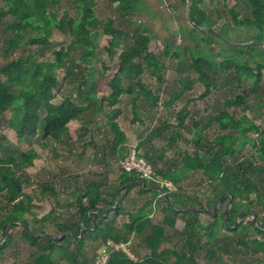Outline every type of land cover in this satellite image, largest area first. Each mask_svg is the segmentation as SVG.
Returning a JSON list of instances; mask_svg holds the SVG:
<instances>
[{
    "label": "trees",
    "instance_id": "obj_1",
    "mask_svg": "<svg viewBox=\"0 0 264 264\" xmlns=\"http://www.w3.org/2000/svg\"><path fill=\"white\" fill-rule=\"evenodd\" d=\"M111 1L117 4L122 15L138 17L140 0ZM203 2L191 0L188 9L192 23L199 27H202V18L208 19L201 8ZM73 5L75 15H70L68 11L59 15L60 0H0V25L5 29L3 37L0 36V54L6 57L4 63L0 60V120L6 111H11L8 124L16 132L19 141H31V138L40 136L44 143L52 141L69 146V142L78 136L83 138L92 134L91 123L95 117L90 113L102 112L104 103H107L113 108L107 114V125L112 137L104 149L94 142L88 145L98 151L102 160L113 156L119 161L129 154L126 146L128 137L118 122L122 115V110L117 107L121 96L132 95L137 86L136 97L132 100L135 111L133 122L140 121L136 105L139 97L142 96L151 108L161 105L160 96L141 81V76L148 71L161 86L164 84L162 71L165 66L151 45L155 41L156 46L163 47L167 57L179 58L180 64L184 62L181 61L184 47L179 45L176 46L177 50L170 51L167 40L162 41L153 32L140 33L139 24L133 20L135 29L131 34L115 27L109 17L103 25V33L109 38L107 53L112 58L116 49L121 48L122 51L117 64L106 65L99 71V79H103L106 92L109 93L107 97L99 99L93 68V62L98 59V32L93 28L100 23L95 11L96 0H73ZM240 7L246 14L245 20L240 19ZM228 11L237 26L256 31L258 36H251L247 40L255 41V44L243 46L246 48L241 52L245 53L244 60L233 56L220 65L214 60L188 55L190 67L196 72L204 92L197 98H188L172 121L162 123L137 144L136 149L144 150L143 159L153 167L156 178L173 186L161 187L122 168L120 179L113 185L86 179L83 180L84 184H79L81 177L75 176L61 181L60 193L57 186L45 184L40 191L41 199L50 202L49 199L53 198L60 209L70 210L73 205L76 206L75 214L66 222H61L62 216L55 214V208L50 204L52 208L44 216L34 214L30 209L33 199L23 194V186L29 181L26 179L23 182L22 178L35 165L37 152L32 149L20 153L8 151V154L0 155V195L5 204L4 209H0L1 214H5V218L0 221V253L13 243L8 234L9 229L20 228L24 241L34 249L33 264H54L57 258H70L72 264H90L85 249L90 239L101 240L103 244L108 240L126 243L135 234L142 238L148 249L145 258L141 262H134L124 253H115L109 264H199L197 257L201 252L207 261L215 264H222L226 254L260 255L259 263L264 264V239L258 238L264 235V125L255 123L248 115L237 118L229 110L233 107L246 110L253 106L247 101L248 95L243 93L227 99L223 103L225 109L211 116L203 127L194 124L193 128L199 129V134L197 139L192 140L193 151L179 153L182 166H177L171 159V163L164 161L167 152L173 151L183 140L181 132L188 129L186 122L193 108L198 105L208 110L206 99L212 89L217 87L215 77L220 71L227 75L228 83L240 89L245 85L246 93L257 100L253 106L257 116L261 115L260 109L264 108V0L235 1ZM56 29L69 32L73 43L67 47L55 46L51 36ZM191 36L183 35V39L191 43L187 50L193 45L200 46L193 42ZM127 39H130V43L123 45L121 41ZM75 45L81 46L79 57L64 69L79 83L57 103L55 89L60 86L58 69L70 63ZM253 47L258 50L257 54H252ZM47 52L54 56L52 61L46 58ZM124 80L127 86L123 85ZM180 84L178 92L162 104L165 108L174 107L183 94L193 87L189 77L180 80ZM87 85L89 88L84 89ZM260 89L262 93L259 94ZM74 122L80 124L79 130L71 128ZM214 123L221 133L211 141L205 140L204 131ZM246 146L250 147V151L245 156L242 151ZM0 147L15 150L10 143L2 140ZM83 154L84 151L80 155ZM190 172H202L212 187L213 195L209 203L213 201L214 205L209 209L197 197L193 200L180 193V175ZM136 181H145L146 186L125 188ZM136 187L140 188V194H153L154 197L135 210H123L127 194ZM63 193L67 196L65 203L59 201ZM166 195L173 203L168 201ZM190 199L196 205H188ZM230 203L232 207L225 217ZM238 203L245 209L239 210ZM218 204L224 211L215 209ZM255 205L260 209L259 212ZM157 211L162 213L163 218L155 224L152 218ZM122 215L128 217V222L118 228L116 219ZM204 215L210 221H205ZM53 216L56 220L53 226L59 237L49 235L43 227ZM237 216L240 222L236 226ZM253 216L256 217V224ZM180 217L184 220L181 231L176 230ZM167 229L173 231V235H168ZM72 242L76 244V253L69 251ZM254 261L245 264H257Z\"/></svg>",
    "mask_w": 264,
    "mask_h": 264
},
{
    "label": "rangeland",
    "instance_id": "obj_2",
    "mask_svg": "<svg viewBox=\"0 0 264 264\" xmlns=\"http://www.w3.org/2000/svg\"><path fill=\"white\" fill-rule=\"evenodd\" d=\"M187 1V0H186ZM239 0H204L201 8L206 12L207 18H202V27L196 26L191 23V25H181V32L188 35H192L193 42L200 45L199 47H194L189 50L187 48L191 46L187 39H183V34H179V30L173 31H163L156 28L154 25H146V22L141 23L138 17L133 16H124L120 13L116 7V3L111 0H96L95 11L97 16L100 18V23L93 28L94 31L98 32L96 36V44L98 46L97 54L98 59L93 62V68L95 69L94 77L96 79V90L98 93V98H104L109 95L107 93V87L103 79H99V71L102 67L108 65L112 66L119 62V55L121 54L122 49H116L113 57L107 53L108 40L109 38L103 33L104 22L111 17L115 23V27L130 32L132 34L135 26L132 23L133 21H139V32L140 33H150L154 30H149L150 27H153L154 32L157 36L163 41L167 40L171 50H177L176 46H183L184 62L180 64L179 58L167 57L164 54L163 47L156 46L155 41L151 45V49L157 54L164 63V69L162 74L164 75V84L161 86L156 77L152 76L148 71H146L141 76L142 83L149 89H151L155 95L160 96V104L157 108H151L145 99L141 96L137 99L136 105L138 109V116L140 121L133 122L135 117V111L133 106V99L136 97V92L138 91L137 86L134 88L132 95L125 94L120 98V102L117 107L122 110V115L118 119V122L124 132L126 133L127 148L128 152L136 151L137 155L141 158L143 157L144 150H137V144L143 138H145L153 129L160 126L162 123L169 122L173 120V117L177 112L183 108L188 98H197L204 92L203 85L199 82L196 72L190 67V58L191 57H201L207 60H214L220 65L221 63L228 60L229 57H237L239 60H244L245 53H241L244 44H255V41H247L249 38L257 37L258 34L252 28L239 27L234 22L231 14L229 13V6ZM143 7L142 2L139 3V7ZM240 13V19L245 20L246 14L242 12V8H238ZM144 8H141L140 11H143ZM65 11H68L70 15H75V7L73 5V0H60V6L58 7L59 15H63ZM147 24V23H146ZM203 28V29H199ZM205 31V32H203ZM212 32V33H211ZM5 34L4 26L0 25V36L3 37ZM182 35V36H181ZM51 40L54 42V45H61L67 47L73 43V37L69 32H61L56 29L51 36ZM124 42V43H123ZM192 42V43H193ZM212 44L208 46L209 43ZM123 45L130 43V39L126 41H121ZM207 43V44H206ZM75 48L72 51L70 63L64 65L63 68L58 69V77L60 80V86L55 89L56 98L55 101L60 102L64 96L70 94L69 92L78 85V80L73 77L71 73H67L64 68H67L71 65L73 60L78 59L81 52V46L75 45ZM253 51L252 54H257L258 50L256 48H251ZM188 53V54H187ZM187 54V55H185ZM238 54V55H237ZM221 55V56H219ZM46 58L53 60L54 56L49 52L46 54ZM234 58V57H233ZM1 63H4L6 57L3 54H0ZM87 76L86 74H84ZM187 77L191 78L193 81V87L191 90H187L180 101L172 108H165L162 104L169 100L173 93L178 92L181 87L180 80L186 79ZM3 78V77H1ZM263 84L264 87V73H263ZM215 83L217 84L216 88H213L211 95L206 99L207 104L209 105L208 110L202 109L200 106L196 105L193 108V113L188 118L186 122L187 130L182 131L183 140L178 143V146L175 147L173 151H168L165 158V163H171L174 161V164L177 166H182V160L180 152L184 150H189V152L194 150L192 145V140L197 139L199 134V129L193 128L194 124H198L203 127L210 119L211 116L218 114L225 109L223 103L229 99L234 98L238 94L248 95L247 101L251 105H256L257 100L253 97H250L249 93H246L245 85L240 89L233 83L227 82V75L220 71L215 77ZM127 81L124 80L123 85L127 86ZM103 88L101 89V87ZM89 88V86H84V89ZM248 88V87H246ZM262 93V90H259V94ZM104 103V102H103ZM250 106L246 110L244 108L233 107L229 110L235 114L237 118H240L243 115H248L252 120L257 124L264 125V108L260 109V116L254 112V107ZM104 110L102 112H92L91 116L95 117L93 123H91L92 134L89 136H84L80 138L78 136L72 142L67 144H55L54 142L42 141L40 136L31 138V141H19L16 132L8 124V119L11 117V111L8 110L5 112L4 117L0 120V140L10 143L15 150H5L0 147V155L11 153H20L22 151L35 150L38 154V157L34 161V166L29 168L26 171V174L23 175V182L27 179L29 183H25L23 186V194L29 196L33 199V203L30 206L31 211L34 214H42L44 216L50 208V205L55 208V214H60L61 222H66L71 216L75 214L76 206L73 205L72 209H60L57 207V203L53 198H50V202L41 199L40 191L45 184H52L57 186V190L62 193L60 190L61 181L66 178L79 176L81 177L78 180L79 184H84V179L86 180H95L102 182L103 185H113L115 182H118L121 176V167L119 161H116L113 156H108L106 160H102L98 151L88 145L90 142L96 143L101 149L105 148L106 142L111 139V134L107 125V114L113 109L109 107L107 103L103 105ZM42 114H44L42 112ZM72 129L80 128L79 123H72ZM171 132V131H169ZM221 131L218 129L217 124H213L209 129H206L203 133V138L205 140H213L217 137ZM44 143V144H43ZM9 151V152H8ZM84 151L83 155H80ZM250 151V147L246 146L242 154L247 155ZM156 153V152H155ZM171 159V161H170ZM162 165V164H161ZM163 167V165H162ZM182 182L179 185L180 193L186 198H192L195 200V197L198 198V201L202 203L206 208L214 205V202H210V198L213 195L212 187L209 185V182L206 180V177L202 172H190L187 174H181ZM162 179L160 178L156 184L162 186L160 183ZM124 194V193H121ZM50 197V196H48ZM153 194L142 195L140 194V188H133L127 194V202L123 205V210L131 211L134 208L142 206L146 200L153 198ZM67 196L65 193L61 195L59 201L65 203ZM132 201L134 203L132 204ZM188 205H196V202L190 199ZM50 204V205H49ZM4 201L0 195V209H4ZM239 210H244L245 207L240 203L237 204ZM230 207V205H229ZM257 212L259 208L254 206ZM216 209V207H215ZM135 210V209H134ZM220 211H224L223 208H219ZM5 218V214L0 212V221ZM163 215L160 211L155 212L152 220L155 224L162 221ZM28 219V218H27ZM203 219L205 221H210L207 216L204 215ZM28 221H30L28 219ZM56 220L54 216L50 219L47 225H43L45 231L51 236H57L58 231L54 228V223ZM128 222L127 216H120L116 219V226L121 228L123 224ZM240 222V221H239ZM41 225V224H40ZM184 226V220L182 217L179 218L176 224V230L181 231ZM173 231L167 229L168 235H173ZM13 243L2 253H0V264H33L34 249L28 247L24 239L22 238V232L20 228H16L8 231ZM258 238L264 239V235L258 236ZM178 242V237H177ZM132 248L131 251L138 261H142L145 256L148 254V249L146 248L143 240L138 235L132 237ZM76 244L74 242L69 246L70 253H76ZM103 245L101 240L90 239L88 245L86 246L87 258L90 261V264H94L95 256L97 250ZM173 248L175 247L172 245ZM169 246V249H172ZM204 252V251H203ZM232 255V254H231ZM260 255H250L248 256H229L226 254L222 264H245L251 263L252 261L260 264L259 261ZM199 264H215L214 262H209L203 257V253H199L198 257ZM54 264H72V259L57 260Z\"/></svg>",
    "mask_w": 264,
    "mask_h": 264
},
{
    "label": "crops",
    "instance_id": "obj_3",
    "mask_svg": "<svg viewBox=\"0 0 264 264\" xmlns=\"http://www.w3.org/2000/svg\"><path fill=\"white\" fill-rule=\"evenodd\" d=\"M140 2H142L143 7L140 6L139 10L141 8H144V10L139 11L138 18L141 23H147L144 24L146 29H148V25H154L157 29H159L161 25L162 29L160 30L173 31L181 30V25H191L189 20L190 15L188 17L189 10L187 12L186 0H140ZM134 22L139 24V21ZM157 29L150 27L149 30L155 31ZM180 30L179 34H183ZM154 31L153 33H155Z\"/></svg>",
    "mask_w": 264,
    "mask_h": 264
},
{
    "label": "built area",
    "instance_id": "obj_4",
    "mask_svg": "<svg viewBox=\"0 0 264 264\" xmlns=\"http://www.w3.org/2000/svg\"><path fill=\"white\" fill-rule=\"evenodd\" d=\"M119 164L124 171L136 173L142 180L157 183L160 179L156 178L153 167L143 158H139L136 151L130 152L127 157L119 160ZM160 183L162 186H173L172 183L166 184L163 180ZM132 244V238L126 243L108 240L97 250L94 264H109L115 253H124L132 261L139 262L131 251Z\"/></svg>",
    "mask_w": 264,
    "mask_h": 264
},
{
    "label": "water",
    "instance_id": "obj_5",
    "mask_svg": "<svg viewBox=\"0 0 264 264\" xmlns=\"http://www.w3.org/2000/svg\"><path fill=\"white\" fill-rule=\"evenodd\" d=\"M190 3H191V0H187L186 1V7H187V12H188V9H189V6H190ZM188 17H189V14H188ZM189 20H190V22L192 23V21H191V19H190V17H189ZM193 24V23H192ZM199 29H203V28H199ZM249 44H244L243 46H248ZM260 46H262V45H260ZM135 185H141V186H143V187H145L146 186V183H145V181H136V182H133V183H131V184H128L127 186H125V188H127V187H132V186H135ZM124 188V189H125ZM152 191H159V192H161L159 189L157 190V189H151ZM166 197H167V195H166ZM167 199H168V201L169 202H171V203H173V201L169 198V197H167ZM179 210H183L182 208H179ZM211 214H215V212H210ZM253 222L256 224V217L255 216H253ZM239 224V222H237L236 223V226ZM235 226V227H236ZM234 227V228H235ZM262 230H264V229H262ZM81 234H82V231H81Z\"/></svg>",
    "mask_w": 264,
    "mask_h": 264
},
{
    "label": "flooded vegetation",
    "instance_id": "obj_6",
    "mask_svg": "<svg viewBox=\"0 0 264 264\" xmlns=\"http://www.w3.org/2000/svg\"><path fill=\"white\" fill-rule=\"evenodd\" d=\"M232 207V203H230V207L228 208V209H226V211H225V214H224V216L226 217V214H227V212L229 211V209ZM217 208H219V204L216 206V209ZM237 222H239V216H237Z\"/></svg>",
    "mask_w": 264,
    "mask_h": 264
},
{
    "label": "clouds",
    "instance_id": "obj_7",
    "mask_svg": "<svg viewBox=\"0 0 264 264\" xmlns=\"http://www.w3.org/2000/svg\"><path fill=\"white\" fill-rule=\"evenodd\" d=\"M165 195V193H163Z\"/></svg>",
    "mask_w": 264,
    "mask_h": 264
}]
</instances>
